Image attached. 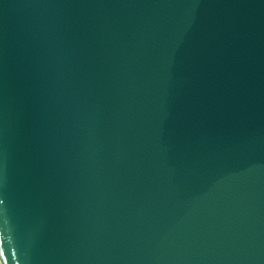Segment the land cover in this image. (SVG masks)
Masks as SVG:
<instances>
[{
  "label": "water",
  "instance_id": "1",
  "mask_svg": "<svg viewBox=\"0 0 264 264\" xmlns=\"http://www.w3.org/2000/svg\"><path fill=\"white\" fill-rule=\"evenodd\" d=\"M0 264H264V0H0Z\"/></svg>",
  "mask_w": 264,
  "mask_h": 264
}]
</instances>
